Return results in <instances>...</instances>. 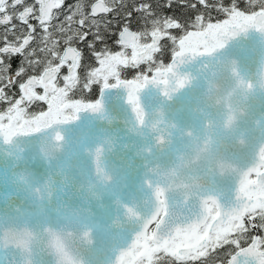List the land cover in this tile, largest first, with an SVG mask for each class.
<instances>
[{
    "label": "water",
    "instance_id": "95a60500",
    "mask_svg": "<svg viewBox=\"0 0 264 264\" xmlns=\"http://www.w3.org/2000/svg\"><path fill=\"white\" fill-rule=\"evenodd\" d=\"M179 71L191 79L170 98L156 86L141 93L149 118L166 128V143L158 144L151 129L139 133L115 92L108 101L111 124L82 114L61 129L62 142L4 145L0 140V227L32 233L27 247L0 245V264H115L134 234L116 201L135 203L149 215L156 207V187L163 190L165 207L180 219L194 221L204 202L210 215L213 200L223 211L232 206L241 174L258 162L264 148V35L241 33L215 57ZM97 146L104 148L99 165ZM148 147L150 154L144 151ZM97 166L108 182L101 183ZM250 195L264 198L259 191ZM83 222L90 226L89 239L83 238ZM52 233L60 238L59 249Z\"/></svg>",
    "mask_w": 264,
    "mask_h": 264
},
{
    "label": "snow or ice",
    "instance_id": "6c2138e0",
    "mask_svg": "<svg viewBox=\"0 0 264 264\" xmlns=\"http://www.w3.org/2000/svg\"><path fill=\"white\" fill-rule=\"evenodd\" d=\"M174 3L192 10L185 20L157 16L150 3L129 0H75L74 3L0 0V28H3L0 140L3 144L12 145L21 140L62 142L61 129L78 121L82 114L101 117L111 124L114 118L108 101L113 92L118 100L123 98L139 133L151 129L158 144L168 142L167 130L160 126L162 121L149 118L141 93L149 86H156L163 96L170 98L174 90L190 82V74L179 71L181 66L215 57L232 38L249 30L264 35V0H192L191 3L166 0L163 7L171 8ZM137 15L145 23L132 31L131 24ZM117 18L120 27L111 33L110 26ZM14 21L23 26L19 34ZM173 30L179 35L173 34ZM106 34L115 37L119 51L107 46ZM163 41L171 45V59L166 64L155 59L156 54L164 51ZM77 43L86 44L94 66L84 65V52L74 46ZM97 44L103 46L97 50ZM16 58H20V63L13 69ZM141 65L145 67L133 78H122L123 70L140 69ZM62 70L66 71L62 74ZM94 86H99L98 98L86 100L71 95L76 90L90 93ZM103 151V146L95 149L97 165ZM144 151L150 154L151 148ZM96 171L98 177H103L101 183L108 182L106 171L102 172L99 166ZM145 185L153 189L152 181L146 180ZM35 191L39 194L40 189ZM256 191L264 193V148L258 162L241 174L236 198L227 211L221 210L213 200L214 215L209 214L204 202L200 212L194 213V221L191 217L180 219L175 211L165 207L166 202L161 198L163 190L159 187L153 190L156 207L149 215L142 214L135 203L117 200L118 211L122 209L124 217L133 223L134 234L127 247L120 250L115 264H158L166 256L175 264H264V198L254 199L250 193ZM48 195L50 198V188ZM81 227L85 229L83 238L89 239L90 226L83 222ZM192 233L197 235L186 240ZM31 237L27 228L21 232L15 227H0V245L16 243L18 247H27ZM52 243L58 249L61 247L55 233ZM145 248H150L151 254L137 260ZM225 248L230 251L221 258L219 253Z\"/></svg>",
    "mask_w": 264,
    "mask_h": 264
},
{
    "label": "trees",
    "instance_id": "16d2710c",
    "mask_svg": "<svg viewBox=\"0 0 264 264\" xmlns=\"http://www.w3.org/2000/svg\"><path fill=\"white\" fill-rule=\"evenodd\" d=\"M68 3H74L75 0H67ZM88 2H91V0H88ZM130 3H150L152 5V10L156 13L157 16H172L175 17L177 19L180 20H185L188 16V14L192 11L190 8L185 7L183 4L180 3H174L172 5L171 8H165L163 7V5L165 4L166 0H129ZM192 0H189V3H191ZM215 15V14H214ZM111 19V17H109ZM137 21L139 23H137ZM17 23V34H19L20 29L23 27L22 25H20L18 22ZM144 20L140 18V16H136L131 24V29H133L134 31L139 30L140 27H142L144 25ZM120 27V21L119 18L117 19H113L112 25L110 26V31L111 33H115L118 31ZM3 33V28H0V34ZM173 34L179 35V33L175 30H173ZM92 37L89 36V39H91ZM114 39L115 37L110 35V34H106V43L107 46L112 50V51H116L119 48L115 45L114 43ZM163 46H164V51L162 53L156 54L155 59L159 62L162 61L165 64L168 63L171 55H170V42L167 41H163ZM74 46L78 47V48H82L83 52H84V65H89L92 64L94 66V61L90 55V50L86 47V44H75ZM103 45L101 44H97V50H99ZM8 63V61L6 60V64ZM20 63V58H16L15 62L12 64L13 69L16 68ZM144 65L140 66V69H125L122 71V78H129V77H133L135 75V73L137 71H140L144 68ZM83 68L81 69V76L83 75ZM66 70H62V74L63 72ZM99 91V86H94L92 92L90 93H84L81 92L80 90H76L74 93H72L71 95L74 98H84L86 100H92L94 98L97 97ZM214 210V208H213ZM230 251L229 248H225L221 253H219L220 257L223 258L225 256V254ZM158 264H175L174 260H171L169 257H165L164 259L160 260L158 262Z\"/></svg>",
    "mask_w": 264,
    "mask_h": 264
},
{
    "label": "rangeland",
    "instance_id": "374dc122",
    "mask_svg": "<svg viewBox=\"0 0 264 264\" xmlns=\"http://www.w3.org/2000/svg\"><path fill=\"white\" fill-rule=\"evenodd\" d=\"M119 50H120V49H119ZM119 50H117V51H119ZM114 52H115V51H114ZM129 53H130V51H129ZM170 251H173V249H171ZM143 255H146V254L141 252V255H138V256H137V259H140L141 256H143Z\"/></svg>",
    "mask_w": 264,
    "mask_h": 264
},
{
    "label": "flooded vegetation",
    "instance_id": "af4514ba",
    "mask_svg": "<svg viewBox=\"0 0 264 264\" xmlns=\"http://www.w3.org/2000/svg\"><path fill=\"white\" fill-rule=\"evenodd\" d=\"M128 51H131L130 49Z\"/></svg>",
    "mask_w": 264,
    "mask_h": 264
}]
</instances>
